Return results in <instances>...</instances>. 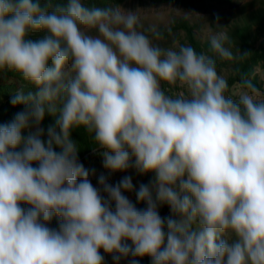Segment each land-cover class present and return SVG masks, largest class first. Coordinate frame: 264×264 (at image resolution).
Instances as JSON below:
<instances>
[{"label": "clouds", "instance_id": "clouds-1", "mask_svg": "<svg viewBox=\"0 0 264 264\" xmlns=\"http://www.w3.org/2000/svg\"><path fill=\"white\" fill-rule=\"evenodd\" d=\"M217 28L198 52L115 0H0V78L23 106L0 123V264H264V92L230 88L217 61L250 53ZM80 128L149 183L94 186Z\"/></svg>", "mask_w": 264, "mask_h": 264}, {"label": "rangeland", "instance_id": "rangeland-1", "mask_svg": "<svg viewBox=\"0 0 264 264\" xmlns=\"http://www.w3.org/2000/svg\"><path fill=\"white\" fill-rule=\"evenodd\" d=\"M119 4L125 9L133 11L138 10L144 27H156L159 29L164 33L165 43L168 45H171L173 41L181 44L189 43L186 32L183 28H173L174 25L179 23L183 18L187 19L188 22L194 26L196 38L201 43L203 51H206L208 48L207 36L210 33H215L220 30L217 28V23L221 26L227 27V29L224 30L228 32L232 40H234L232 35L235 34L237 28L249 24L250 45L256 50L264 48V30L261 28V26H264V0H207L205 2V7L201 10H192L184 8L179 4L155 2L153 0H124ZM235 41H237L236 44L234 41H231V48L236 54H238L239 50L241 52L242 49V41L237 37L235 38ZM218 70L227 79L235 74L233 62L228 65L219 66ZM255 74L258 77V84L262 85L261 91L264 92V67L260 64L255 67ZM239 87V83H236L231 88L233 91H236ZM98 153L99 150L93 154L94 156L96 155V157H89L92 159L89 162L83 163L81 161L84 167L89 169L90 172L91 170H94V175H90V179L96 187H99L98 177L100 175H104L107 182L110 184L117 183L124 175H131L133 184L137 187L140 183L147 184L152 179V174L140 176L131 169L126 173H110L103 167V157ZM125 195L136 203L134 192L125 193ZM143 205L144 204L142 203H137V207H142ZM163 208L164 206L160 207V214L163 211ZM169 215L170 214L167 216ZM50 227L52 226L50 225ZM101 254L105 257L104 264H113L110 255L103 253V250H101ZM120 264H128V261L121 260Z\"/></svg>", "mask_w": 264, "mask_h": 264}, {"label": "trees", "instance_id": "trees-1", "mask_svg": "<svg viewBox=\"0 0 264 264\" xmlns=\"http://www.w3.org/2000/svg\"><path fill=\"white\" fill-rule=\"evenodd\" d=\"M124 0H115V3H122ZM143 1V0H139ZM155 2H168L176 5H181L184 8H189L192 10H201L205 7V2L207 0H153ZM229 1V0H224ZM173 28H183V30L186 32L188 41L190 44H192L196 50L203 51L201 47V43L197 40L194 26H192L187 19H183L179 21V23L175 24ZM264 30V26H261ZM249 30L250 25L245 24L235 31V34L232 35L231 41H234L235 44L237 41H235V38L237 37L239 40L242 41V49L241 53H250L248 56H246L243 60H236L232 61L234 63V70L235 74H233L229 79V85L230 88L235 85L236 83H239V81L242 78H248L253 81L258 87H262V85L258 84V77L255 74V67H257L259 64L264 67V48L261 50H256L250 45V36H249ZM234 52V50H232ZM235 53V52H234ZM218 67L223 65H228L231 62H224V61H217ZM22 81L19 77H17L13 73H6L2 78H0V123H6L13 119L16 112L22 110L23 106H16L13 107L9 103V97L12 94V92L18 88L21 85ZM54 123L53 117L49 115H45L44 121L42 122V127L47 129V127ZM72 139L77 142V144L80 146L79 151V160L80 162H89L92 160V157L94 156V152L97 150H93V141L90 139L88 133L83 128L80 129H73L71 132ZM46 138V137H45ZM59 151V149H57ZM91 154L89 157L85 158L87 155ZM85 158V159H84ZM145 206V205H143ZM143 206L141 208H143ZM170 209L167 205H164L163 211L161 212V216L163 217L166 215ZM52 227H57V220L54 218L53 221L50 224ZM147 264L150 263L149 257H144L143 259H140V264Z\"/></svg>", "mask_w": 264, "mask_h": 264}, {"label": "water", "instance_id": "water-1", "mask_svg": "<svg viewBox=\"0 0 264 264\" xmlns=\"http://www.w3.org/2000/svg\"><path fill=\"white\" fill-rule=\"evenodd\" d=\"M97 151H98V150H97ZM97 151H95V152H97ZM95 152H94V153H95ZM90 155H91V154L87 155L85 158L89 157ZM85 158H84V159H85ZM168 214H170V211H169L166 215H164L163 217H167Z\"/></svg>", "mask_w": 264, "mask_h": 264}]
</instances>
